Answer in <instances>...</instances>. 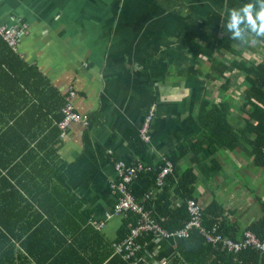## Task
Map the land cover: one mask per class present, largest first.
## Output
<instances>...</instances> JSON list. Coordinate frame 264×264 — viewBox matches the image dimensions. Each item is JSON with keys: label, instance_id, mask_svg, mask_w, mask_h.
<instances>
[{"label": "crops", "instance_id": "crops-1", "mask_svg": "<svg viewBox=\"0 0 264 264\" xmlns=\"http://www.w3.org/2000/svg\"><path fill=\"white\" fill-rule=\"evenodd\" d=\"M232 6V0H179L172 10L159 0H0V24L21 31L15 48L0 38V210L13 209L16 231L28 223L35 230L48 220L54 228L62 224L68 239L82 224L95 246L112 243L123 221L114 212L111 189L117 159L144 165L129 190L135 199L150 194L146 206L155 221L183 201L178 179L187 167L195 178L192 197L201 207L214 200L233 210L241 230L261 215L264 167H256L242 148L204 149L197 160L188 150L160 184L151 176L177 143L203 137L195 119L202 98L227 100V120L243 126L244 73L233 69L215 78L212 61L191 57L179 42L187 34L197 40L206 32L227 34L223 24ZM244 39L231 42L238 54L216 49L214 56L223 63L263 60L264 43L252 33ZM70 90L75 111L87 123L73 122L61 133L56 122ZM151 106L149 137L140 153V128ZM43 207L55 211L54 218H44ZM45 236L50 244L38 232L24 247L15 238L16 261L19 254L28 256L27 248L49 255L54 235ZM157 236H141L136 262L169 264L178 254L176 238Z\"/></svg>", "mask_w": 264, "mask_h": 264}, {"label": "trees", "instance_id": "trees-1", "mask_svg": "<svg viewBox=\"0 0 264 264\" xmlns=\"http://www.w3.org/2000/svg\"><path fill=\"white\" fill-rule=\"evenodd\" d=\"M178 1L179 0H159L161 5L168 10L174 9V7L177 6ZM232 4V8H238L241 5L234 0H232ZM253 36L254 39L264 43V36L256 37L254 34ZM233 40L234 38H232L228 32L221 37L206 32L200 40L193 38L191 34H187L183 39L179 40V42L191 57L196 58L198 55H205L210 59L212 61L210 68L218 75H222L226 71H231L233 69H237L244 73L245 88L242 110L246 112L247 116L243 122V126L240 128H234L227 120V116L230 112V106L227 100L211 103L205 98H202L195 119L203 130V137L195 139L190 145H186L182 142L177 143L175 148L170 149L165 155L163 161L159 163V166L152 173L151 176L153 181H156L160 168L165 164V160L170 161L174 166L179 157L183 156L188 150L194 151L193 160H197L199 152L204 149L213 152L217 150L218 147L227 148L229 150L239 147L245 150L246 154L250 157L252 163L256 167H264V59L257 62L245 58H234L227 63L219 61L214 56V50L216 49H227L229 52L238 54V52L231 47V42ZM149 61L150 60H147L143 64V66H145V74L147 75V63ZM205 76L210 79L213 78V75L209 73H205ZM248 134L251 136L249 137ZM145 145L146 142L141 141L139 146L140 153L145 149ZM142 173L143 172H140L139 176ZM169 174L170 173L165 177ZM194 179V173L191 167H187L179 176L178 186L183 201L175 207L176 209H167L163 219L160 220V225L167 231H172L181 227L184 221L189 219L188 211L186 209V199L192 197V183ZM259 200L261 215H259L258 218L247 222L242 230L240 229V225L237 224L236 218L233 215V210H225L214 200L210 201L204 207L199 205L202 227L209 228L212 225H216L217 231L220 234L228 237L231 241L238 242H242L243 239L246 238L245 232L249 231L258 241V246L246 244L242 245L237 250L233 248L229 249L226 245L225 247L222 245L214 247L209 243H205L202 240L203 237L200 234V231L197 228H193L189 231L186 237L176 238V248L179 252L174 256L170 264H174L176 261L179 264H264V216H262L264 215V200ZM42 203L44 205L46 201ZM40 212H43L40 214L44 215V218H54L52 213L55 211L53 210L43 207ZM114 212L123 217V221L117 231V236L112 243L103 242L102 245L98 247L95 246V239L90 234L84 232L82 224L76 227V230L73 231L76 233L68 239L62 235V233H67L65 230H62V224H60L61 227H56L61 228V231H59L54 228L48 220L35 227V230L32 228V224L28 223L22 225L19 227V231H16V214L13 209H7L5 211L0 210V264H37L32 261V259H29V257L32 258V256L40 264H75V262L76 264H142L141 262L138 263L135 261L140 257L142 253L141 251L137 255V258L133 259L125 258V251L116 248V245L121 243L122 240L128 236L130 228L137 225L139 214L132 210H126L123 211V213L116 212L115 210ZM23 213V217L25 218L26 212ZM3 214H5V217ZM76 216L82 220V217L79 216V214L76 213ZM89 216V214H86L84 221ZM8 218H10L9 222H6V219ZM47 229L54 235L50 236L51 244L52 242L55 243V248L50 251L49 255L40 257L39 255H36L37 251L27 248L26 252L29 257L19 254V260L16 261V255L14 252L16 245L15 238L21 239V245L23 246V243L36 237L38 232H43L42 241L50 244L46 241L47 237L45 236V233L47 232ZM194 235L195 238L193 237ZM141 236L138 237L140 243ZM46 243H44V245ZM64 250H67L66 252L68 254ZM69 261H71V263Z\"/></svg>", "mask_w": 264, "mask_h": 264}, {"label": "built area", "instance_id": "built-area-1", "mask_svg": "<svg viewBox=\"0 0 264 264\" xmlns=\"http://www.w3.org/2000/svg\"><path fill=\"white\" fill-rule=\"evenodd\" d=\"M21 33L20 29L7 24H0V37L11 47L15 48L17 45V38ZM74 96L73 90H70L65 96V102L61 108V118L56 122L61 133L73 122L87 123L86 116L79 115L73 106L72 97ZM154 106H151L142 127L140 128V137L142 141H148V128L152 120ZM173 166L170 161L165 160V164L160 168L157 175L156 182L160 184L164 177L171 173ZM115 170L117 177L111 183V189L116 193L114 202V210L121 212L132 210L139 214L137 225L130 228L128 236L122 240L121 243L116 245L118 250L125 251V258L136 259L137 255L142 250V242L138 241V237L144 233L152 232L160 238H179L188 235L189 231L197 228L203 237L205 243H209L214 247L218 245H226L229 249H239L242 245L253 244L258 246L259 243L251 232L246 231V238L242 242L231 241L228 237L221 235L217 231V226L213 225L209 228L201 226L200 221V206L193 199V197L186 199V209L188 211L189 219L184 221L183 225L172 231L165 230L158 221H155L150 215V209L146 206L145 201L148 200L150 194L145 193L141 201H137L129 190V184L138 178L139 173L145 170L144 165L140 163H127L121 159L116 160ZM146 207V208H145Z\"/></svg>", "mask_w": 264, "mask_h": 264}, {"label": "clouds", "instance_id": "clouds-1", "mask_svg": "<svg viewBox=\"0 0 264 264\" xmlns=\"http://www.w3.org/2000/svg\"><path fill=\"white\" fill-rule=\"evenodd\" d=\"M226 16L223 28L228 31L232 38L243 40L246 32L252 33L256 37L264 36V0H254V2L247 0L238 8L227 9ZM136 200L141 201L142 198ZM145 204L147 205L146 201Z\"/></svg>", "mask_w": 264, "mask_h": 264}, {"label": "bare ground", "instance_id": "bare-ground-1", "mask_svg": "<svg viewBox=\"0 0 264 264\" xmlns=\"http://www.w3.org/2000/svg\"><path fill=\"white\" fill-rule=\"evenodd\" d=\"M9 53V52H8ZM14 54V53H13ZM9 59V58H8ZM6 64V63H5ZM1 69V68H0ZM10 70V69H9ZM0 73H1V71H0ZM6 74H7V72H5ZM5 73H4V75H5ZM9 76V75H8ZM6 77V76H5ZM2 80H3V78H2ZM6 82V81H5ZM4 83V82H3ZM7 84V83H6ZM2 86V85H1ZM7 86V85H6ZM264 126V125H263ZM226 137V136H225ZM165 138H167V137H165ZM167 141V140H166ZM228 143H230V142H228ZM207 150V149H206ZM252 154V153H251ZM255 154V153H254ZM255 156V155H254ZM217 157V156H216ZM262 158V157H261ZM219 163V162H218ZM261 163V162H260ZM220 166V165H219ZM183 168V167H182ZM46 178V177H45ZM10 181V180H9ZM48 186V185H47ZM178 187V186H177ZM75 193V192H74ZM170 194V193H169ZM18 195H20V194H18ZM29 197V196H28ZM7 200V199H6ZM22 201V200H21ZM14 202V201H13ZM66 204V203H65ZM17 205V204H16ZM25 206H27V205H25ZM76 207V206H75ZM36 209V208H35ZM176 209V208H175ZM111 211V210H110ZM69 212V211H68ZM72 212V211H71ZM52 213V212H51ZM206 215V214H205ZM262 216H264V215H262ZM61 217V216H60ZM56 218V217H55ZM58 219V218H57ZM160 219V218H159ZM261 220V219H260ZM233 221V220H232ZM258 221V220H257ZM221 222V221H220ZM234 222V221H233ZM1 223V222H0ZM49 223V222H48ZM43 224V223H42ZM25 225V224H24ZM175 225V224H174ZM37 226V225H36ZM41 226V225H40ZM43 226V225H42ZM252 226V225H251ZM14 227V226H13ZM224 227V226H223ZM250 227V226H249ZM45 228V227H44ZM47 228V227H46ZM40 229V228H39ZM97 229V228H96ZM23 230V229H22ZM86 230V229H85ZM45 231H46V229H45ZM47 231H48V229H47ZM231 231V230H230ZM37 232V231H36ZM117 232V231H116ZM32 234V233H31ZM119 234V233H118ZM64 235V234H63ZM186 237V236H185ZM190 237V236H189ZM194 238H195V235L193 236ZM192 237V238H193ZM201 237V236H200ZM192 238H190V239H192ZM261 238V237H260ZM92 240V239H91ZM181 240V239H180ZM203 240V239H202ZM189 241V240H188ZM192 241V240H191ZM101 242V241H100ZM173 242V241H172ZM200 242V241H199ZM98 243V242H97ZM186 243V242H185ZM190 243V242H189ZM38 244V243H37ZM202 244V243H201ZM101 245V244H100ZM107 245V244H106ZM70 246V245H69ZM75 246V245H74ZM190 246V245H189ZM24 247V246H23ZM66 247V246H65ZM105 247V246H104ZM203 247V246H202ZM208 247V246H207ZM212 247V246H211ZM249 248V247H248ZM12 249V248H11ZM67 249H68V247H67ZM88 249V248H87ZM96 249V248H95ZM102 249V248H101ZM201 249V248H200ZM198 250V249H197ZM214 250V249H213ZM217 250V249H216ZM224 250V249H223ZM244 250V249H243ZM245 250H246V248H245ZM65 251V250H64ZM67 251V250H66ZM65 251V252H66ZM73 251V250H72ZM99 251V250H98ZM225 251V250H224ZM38 252V251H37ZM63 252V251H62ZM70 252H71V250H70ZM75 252V251H74ZM179 252V251H178ZM183 252V251H182ZM197 252V251H196ZM195 252V253H196ZM67 253V252H66ZM227 253V252H226ZM242 253V252H241ZM37 254V253H36ZM68 254V253H67ZM76 254V253H75ZM88 254H89V252H88ZM99 254V253H98ZM181 254V253H180ZM239 254V253H238ZM22 255V254H21ZM191 256H192V254H191ZM211 256V255H210ZM232 256V255H231ZM26 257V256H25ZM24 257V258H25ZM33 257V256H32ZM183 257V256H182ZM53 259V258H52ZM67 259V258H66ZM85 259V258H84ZM189 259V258H188ZM238 259H239V257H238ZM69 260V259H68ZM22 261V260H21ZM54 262V261H53ZM70 263H71V261H69ZM177 262V261H176ZM198 262V261H197ZM208 262V261H207ZM202 263H203V261H202ZM54 264V263H53ZM69 264V263H68ZM75 264H76V262H75ZM170 264V263H169ZM198 264H200V263H198Z\"/></svg>", "mask_w": 264, "mask_h": 264}, {"label": "rangeland", "instance_id": "rangeland-1", "mask_svg": "<svg viewBox=\"0 0 264 264\" xmlns=\"http://www.w3.org/2000/svg\"><path fill=\"white\" fill-rule=\"evenodd\" d=\"M222 34H220V36H221ZM248 37H251V35H249ZM251 40H253L252 39V37H251ZM244 42H249V41H247V39H244L243 40ZM234 45V47H237V48H239V46L238 45H236V44H233ZM240 49H242L243 51H246V47H243L242 45H240ZM212 71V73H213V75L215 76V78L218 76V74L217 73H215L213 70H211Z\"/></svg>", "mask_w": 264, "mask_h": 264}]
</instances>
